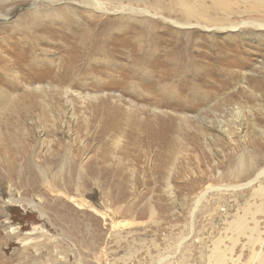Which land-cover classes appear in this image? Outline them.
<instances>
[{
	"label": "rangeland",
	"instance_id": "obj_1",
	"mask_svg": "<svg viewBox=\"0 0 264 264\" xmlns=\"http://www.w3.org/2000/svg\"><path fill=\"white\" fill-rule=\"evenodd\" d=\"M18 7L3 14L0 28L12 24ZM94 25L91 31L100 40L101 28ZM263 38L227 42L213 35L210 43L203 35L211 72L220 79L206 89L208 97L193 100L190 110L197 119L188 122L190 127L172 113V127L167 114L154 119L150 108L183 109L182 101L140 100L130 82L145 87L156 80L147 82L133 71L124 84L122 76L105 82L110 91L135 101L130 112L125 101L98 94L99 99L65 96L66 84L49 83L47 77H30L43 90L28 93L24 83L14 88L10 77L3 84L0 75L7 99L0 103L6 107L0 113V264H207L206 251L215 241L231 244L232 232L226 228L251 199L249 187L234 191L232 186L254 174L238 173L240 159L264 166ZM220 44L229 73L220 74L214 63L221 61L215 57ZM55 47H46V54L56 53ZM90 56L104 64L103 56ZM72 89L94 91L89 86ZM161 91L156 89L159 96ZM8 105L14 106L12 113ZM141 112L148 130L131 129L128 113ZM206 185L219 188L213 192L223 196L219 212L197 210L190 216ZM253 214L263 237L264 212ZM242 252L236 264L248 261V250Z\"/></svg>",
	"mask_w": 264,
	"mask_h": 264
},
{
	"label": "bare ground",
	"instance_id": "obj_2",
	"mask_svg": "<svg viewBox=\"0 0 264 264\" xmlns=\"http://www.w3.org/2000/svg\"><path fill=\"white\" fill-rule=\"evenodd\" d=\"M16 5L19 7L11 15L12 24L0 28V75L3 76V84L10 77L8 80H12L10 85L14 88L24 83L28 93L42 91L43 86L36 85L31 79L44 80L47 77L49 83L66 84H62L65 96L74 93L80 99L100 97L111 98L116 103L125 101L130 112L135 101L124 98L120 92L110 91L105 82L111 83L117 76H122L121 83L124 84L128 73L133 71L147 82L156 80L145 87L139 82H130L134 87L133 95L141 97L140 100L156 104H161L164 98L182 101L183 109L150 108L154 119H157V114H167L164 118L168 119L170 127V113L190 127L188 122L197 119L190 110L193 100L208 97L210 92L206 89L220 79L217 78L219 74L211 72L214 71L211 54L208 46L201 44L203 35L210 43L213 35H220L227 42L237 38L264 37V0H0V18H4L3 14L7 15ZM93 24L97 29L101 28L100 40L91 31ZM199 33H202L200 38ZM52 46L58 49L55 47L57 54L54 52L50 56V53L46 54V47ZM188 47H192L189 52ZM223 48L220 44L215 55L221 61L214 62L220 74L228 72L223 68L226 58ZM94 53L104 57L101 61L104 64H97L99 58L90 56ZM165 74L166 80L158 82ZM154 75L158 78L154 79ZM75 86H89L94 91L83 94L73 90ZM159 88L162 90L160 96L156 92ZM126 90L132 89L128 86ZM249 91L255 93L252 87ZM3 95L0 87V103L1 100L3 103L7 101ZM10 106H7L8 113H12L14 108ZM5 108L0 104V113ZM128 117L127 125L131 129L148 130L143 129L149 122L143 123L142 112L141 115L128 113ZM155 134L159 138L162 136L161 132ZM239 166L238 173L254 174L232 189L237 191L234 188L243 190L249 187L251 199L244 214L237 213V218L226 228L232 232L229 237L231 244L219 240L212 248L208 247L205 254L207 264H236L244 247L248 250L246 264H252L251 261L264 264V235L262 237L259 232V219L253 214L264 212V166L259 169L251 160L245 162L241 159ZM46 185L51 191H57L48 183ZM215 190L219 191V188L206 185L198 191L190 216L197 210L219 212L223 196L219 192L215 194ZM31 204L38 205L35 201ZM248 211L252 225L247 221ZM242 237L245 243L241 244ZM238 242L239 252L235 250ZM165 262L161 260L160 264Z\"/></svg>",
	"mask_w": 264,
	"mask_h": 264
}]
</instances>
